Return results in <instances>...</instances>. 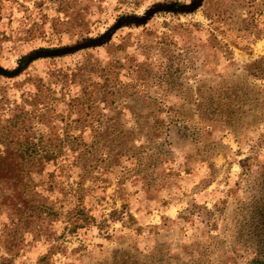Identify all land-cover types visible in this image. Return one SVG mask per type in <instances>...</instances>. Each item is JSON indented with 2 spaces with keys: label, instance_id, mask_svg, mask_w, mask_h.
I'll list each match as a JSON object with an SVG mask.
<instances>
[{
  "label": "rangeland",
  "instance_id": "obj_1",
  "mask_svg": "<svg viewBox=\"0 0 264 264\" xmlns=\"http://www.w3.org/2000/svg\"><path fill=\"white\" fill-rule=\"evenodd\" d=\"M262 57L264 0H0V98L40 78L65 117L81 99L85 153L34 176L61 214L51 264H264ZM49 248L27 235L14 264Z\"/></svg>",
  "mask_w": 264,
  "mask_h": 264
},
{
  "label": "trees",
  "instance_id": "obj_2",
  "mask_svg": "<svg viewBox=\"0 0 264 264\" xmlns=\"http://www.w3.org/2000/svg\"><path fill=\"white\" fill-rule=\"evenodd\" d=\"M37 57L23 58L14 72L7 73L11 75L23 71ZM256 62L260 64L259 77L264 79V57ZM72 78L65 80V85L75 83V74ZM27 81L36 92L29 98L23 97L21 104L10 107L4 96L0 98V217L5 215L8 220L0 237V248L4 253L0 255V264L15 263L26 247L27 235L33 240L50 242L48 253L40 257L36 264H51L53 256L61 250L54 244L56 238L52 230V226L61 219V214L47 198H39L34 176L41 175L48 164L56 163L68 152L85 153L81 137L73 132L74 125L81 121V99L68 102L69 115L65 117L52 106L54 91L51 87L40 78H29ZM73 114L76 115L74 120ZM58 123L63 125L61 129ZM49 178V189H55L57 182L54 175ZM81 196L78 197L77 207L65 217L71 232L90 221L81 207Z\"/></svg>",
  "mask_w": 264,
  "mask_h": 264
}]
</instances>
